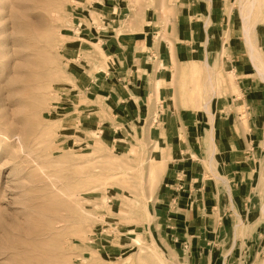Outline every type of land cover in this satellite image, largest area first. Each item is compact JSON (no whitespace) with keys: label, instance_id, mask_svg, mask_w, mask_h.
<instances>
[{"label":"rangeland","instance_id":"1","mask_svg":"<svg viewBox=\"0 0 264 264\" xmlns=\"http://www.w3.org/2000/svg\"><path fill=\"white\" fill-rule=\"evenodd\" d=\"M119 1L123 17L129 16L123 27L142 29L145 11L155 10L166 16L175 0ZM251 1L228 0L227 10L231 7L236 15L233 22L227 19L229 29L223 31V43H229L233 36L244 42L243 16L248 10L247 13L252 12L248 26L256 54L264 59V42L257 43L258 33H264V0H258L253 9ZM90 2L0 0V264H175L177 261L158 243L168 258L166 263L160 262L161 255L153 248L156 241L153 242L151 223L155 213L150 201L162 188L165 165L154 160L152 172L150 165L154 161L148 159H158L155 153L143 158V153L130 142L125 147L116 145L98 128V124L112 123V116L104 108L99 112V106L86 95L80 101L76 95L82 94L77 84L81 70L91 66L93 71H100L103 64L113 69L110 65L113 58L107 57L102 46L87 37L84 40L94 44L99 56L88 54L86 62L77 66L73 63L82 47L78 42L73 45L69 24L73 14H79ZM97 13L92 7L84 10L91 21ZM166 40V36H161L157 44L162 46ZM220 50L208 57L213 59ZM70 51L73 54L69 56ZM242 56L248 57L247 46ZM225 58L220 69L234 73L227 48ZM185 64L168 69L175 92L186 96L168 100L176 110H204L203 101L196 94L198 90L186 85L191 86L189 73L183 84L182 78L175 76L176 83L181 79L179 91V84L173 83L172 71ZM205 71L206 76L200 72V78L196 77L203 86L212 72ZM159 100L158 94L154 104ZM91 103L97 105V110L91 113L98 119V129L85 124L90 111H81L90 108ZM139 140L143 141V137ZM261 181L264 222V179ZM148 199L152 216L141 206ZM115 228L119 230L115 231V241H105L103 229L113 232ZM257 231L252 234L256 238L262 235V241L255 248L250 244L247 249L249 264H264V226ZM138 235L142 236L141 246L134 243ZM248 245L243 242L241 250ZM111 247L117 248L116 252L110 251Z\"/></svg>","mask_w":264,"mask_h":264},{"label":"crops","instance_id":"2","mask_svg":"<svg viewBox=\"0 0 264 264\" xmlns=\"http://www.w3.org/2000/svg\"><path fill=\"white\" fill-rule=\"evenodd\" d=\"M90 1L69 24L73 45L82 47L73 63L86 62L88 54L99 56L94 44L84 40L87 37L113 58V69L103 64L100 71L91 66L81 70L77 84L82 94L76 95L79 101L86 95L99 112L104 108L112 116V123L98 128L116 145L130 142L141 157L155 153V161L165 165L162 188L149 203L155 213L153 241L177 258L175 264H249L247 249L262 241V235L253 234L264 226V77L250 58L246 38L243 42L233 36L223 43L227 19L233 22L236 11L227 10L228 0H175L166 16L145 11L138 29L123 27L129 16L123 17L119 0ZM86 7L98 11L93 21L85 17ZM161 36L168 38L162 46L157 44ZM263 42L264 33H258V45ZM246 46L248 57H243ZM226 48L234 73L220 69ZM216 49L221 50L209 58ZM214 59L217 94L209 110H176L168 98L181 100L186 95L175 92L168 68L187 63L172 71L179 91L177 74L186 83V73L194 65L206 76L205 63ZM96 104L81 110L90 111L85 124L92 128H97L98 119L91 113ZM212 118L214 141L207 139ZM115 231L118 228L105 232V241H115ZM243 242L249 245L241 250Z\"/></svg>","mask_w":264,"mask_h":264},{"label":"bare ground","instance_id":"3","mask_svg":"<svg viewBox=\"0 0 264 264\" xmlns=\"http://www.w3.org/2000/svg\"><path fill=\"white\" fill-rule=\"evenodd\" d=\"M256 2H258V0H252L251 1V9H253V7L255 6ZM251 11V10H249ZM248 12V10H247ZM244 14L243 16V22H244V29L245 30V38H246V42H247V45L249 47V53H250V58L251 60L254 62V66L257 68L258 70V73L262 76V79L264 77V59L260 58L259 55L256 54V48H255V44L251 38V34H250V28H249V24H250V19H251V14L252 12L250 13H247ZM53 14V13H52ZM244 33V32H243ZM208 58V57H207ZM208 60V59H207ZM214 62H206L205 63V66H204V69H208L209 71H213L215 68L214 66H212L213 63H216V59L213 60ZM202 69H200L199 67H195L193 65L192 68L189 69V77H190V83H191V86L188 85V83H186L187 86H189L190 88H194V89H197L198 92H196V94L200 97L199 99L203 101V105L201 106L203 109H206V110H209V106H210V102L212 100V97L213 95L216 93V83H215V78H214V73L213 72H210L208 73L207 77H206V83L203 85H201L198 81V78H200L198 76V74L200 73ZM256 70V69H255ZM256 70V71H257ZM174 73V72H173ZM198 76V78H196ZM201 80V79H200ZM203 87V89L201 88ZM184 89V88H183ZM201 89V90H200ZM192 91V90H191ZM196 90H194L193 93H195ZM185 92V91H184ZM191 94V93H190ZM212 94V95H211ZM217 94V93H216ZM197 95L195 97V99L197 98ZM190 96V95H189ZM193 96V94H192ZM184 99V98H183ZM197 100V99H196ZM208 112V111H207ZM210 113V112H208ZM213 121L214 119L212 118V122H211V130L208 131V135H209V139L214 141V138L212 137V134L214 132V124H213ZM209 130V129H208ZM206 134V133H205ZM25 135V134H24ZM211 135V136H210ZM20 139V138H19ZM20 143V146L21 148H23V145L21 142ZM24 149V148H23ZM214 153V152H213ZM214 156V154H213ZM212 157V156H211ZM149 161H154L155 159L153 157L149 158L148 159ZM143 165V164H142ZM150 169L151 171L153 172L155 170V161L154 163L151 162V165H150ZM145 170V168H143L140 172L142 173L143 171ZM107 198V197H106ZM150 199L142 202L141 206L144 210V212L148 215V216H152L150 211H149V208H148V202H149ZM108 204V202H107ZM153 218V217H152ZM149 234H151V231L149 232ZM152 242V241H151ZM154 242V241H153ZM134 243L137 244V245H142V236L141 235H138L137 237L134 238ZM154 250H156V252L161 255V259L162 261L160 262H163V263H166L168 258L164 256L163 252L161 251V249L159 248V246L154 243V246H153ZM165 257V258H164Z\"/></svg>","mask_w":264,"mask_h":264},{"label":"built area","instance_id":"4","mask_svg":"<svg viewBox=\"0 0 264 264\" xmlns=\"http://www.w3.org/2000/svg\"><path fill=\"white\" fill-rule=\"evenodd\" d=\"M103 232H106V229H103ZM103 232H101V233H103ZM99 233V232H98Z\"/></svg>","mask_w":264,"mask_h":264}]
</instances>
